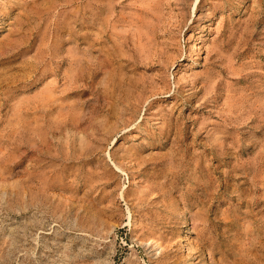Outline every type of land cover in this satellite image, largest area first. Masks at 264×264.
Here are the masks:
<instances>
[{
  "label": "rangeland",
  "instance_id": "1",
  "mask_svg": "<svg viewBox=\"0 0 264 264\" xmlns=\"http://www.w3.org/2000/svg\"><path fill=\"white\" fill-rule=\"evenodd\" d=\"M0 264H264V0H0Z\"/></svg>",
  "mask_w": 264,
  "mask_h": 264
},
{
  "label": "bare ground",
  "instance_id": "2",
  "mask_svg": "<svg viewBox=\"0 0 264 264\" xmlns=\"http://www.w3.org/2000/svg\"><path fill=\"white\" fill-rule=\"evenodd\" d=\"M188 230H189V229H187V227L184 225L182 231L184 232L183 234H184V238H185V239H186V238H189V236H190V233H189ZM95 253H96V252H95Z\"/></svg>",
  "mask_w": 264,
  "mask_h": 264
}]
</instances>
